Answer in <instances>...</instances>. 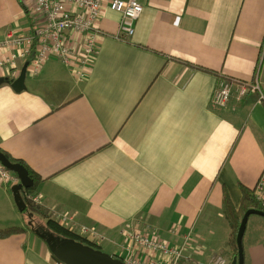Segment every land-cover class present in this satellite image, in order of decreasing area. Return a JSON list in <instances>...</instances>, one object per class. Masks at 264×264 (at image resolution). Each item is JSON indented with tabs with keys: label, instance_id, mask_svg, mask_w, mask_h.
Segmentation results:
<instances>
[{
	"label": "crops",
	"instance_id": "1",
	"mask_svg": "<svg viewBox=\"0 0 264 264\" xmlns=\"http://www.w3.org/2000/svg\"><path fill=\"white\" fill-rule=\"evenodd\" d=\"M139 1L133 35L119 39L121 15L102 0L85 81L49 59L21 92L0 85V149L38 177L33 216H73L107 238L97 246L110 256L125 228L171 246L191 232L193 260H230L222 197L238 209L240 187L253 190L264 170V102L248 94L216 109L210 99L221 79L255 76L264 96V0ZM22 5L0 0V41L31 33ZM19 72L0 67V78ZM27 222L0 185V229L24 230L0 239V264H57ZM244 264H264V248L249 246Z\"/></svg>",
	"mask_w": 264,
	"mask_h": 264
},
{
	"label": "built area",
	"instance_id": "2",
	"mask_svg": "<svg viewBox=\"0 0 264 264\" xmlns=\"http://www.w3.org/2000/svg\"><path fill=\"white\" fill-rule=\"evenodd\" d=\"M28 1L31 5L26 8L33 18L31 33L19 35L10 32L0 41V51L7 52L0 60V67H4L7 73L15 74L20 71L18 61H24L27 63L28 75L35 76L47 60L56 59L71 69L78 82L85 81L89 64L96 52V24L101 16L102 0ZM108 7L121 15L117 37H131L134 25L143 11L140 1L110 0ZM72 34L80 36L78 46L73 44L70 37ZM248 94L255 95L259 101L264 102L258 76L250 82L223 78L213 90L210 103L213 108L224 109L232 98L239 103ZM18 183L16 175L0 165V185L9 189ZM252 191L255 201L264 209V170ZM21 197L28 210L40 203V197L34 192L25 190L21 192ZM54 221L94 245L107 240L87 226L77 227L73 216L58 215ZM120 235L123 243L115 258L123 264H200L190 257L192 250L201 252L199 247L191 244V232L184 234L182 244L178 246L169 245L148 230L124 228ZM206 264L229 263L223 256L216 254Z\"/></svg>",
	"mask_w": 264,
	"mask_h": 264
},
{
	"label": "water",
	"instance_id": "3",
	"mask_svg": "<svg viewBox=\"0 0 264 264\" xmlns=\"http://www.w3.org/2000/svg\"><path fill=\"white\" fill-rule=\"evenodd\" d=\"M26 68L27 63L22 66L18 77L15 79L0 78V85L7 84L14 92H21L24 90ZM0 165L15 174L18 178L19 183L10 189L12 198L18 212L27 215L29 220L27 225L33 230L31 214L28 213L26 204L21 197V191L31 188L33 186V181L29 178L27 170L21 164L11 163L1 153ZM250 215H257L264 218V212L259 210H248L243 215L235 238L237 257L233 259L230 264H244L242 239ZM34 234L43 240L51 254L52 260L57 264H123L114 256L105 254L101 250L81 242L68 238H61L49 232H39V230H35Z\"/></svg>",
	"mask_w": 264,
	"mask_h": 264
},
{
	"label": "trees",
	"instance_id": "4",
	"mask_svg": "<svg viewBox=\"0 0 264 264\" xmlns=\"http://www.w3.org/2000/svg\"><path fill=\"white\" fill-rule=\"evenodd\" d=\"M22 8L25 14H28L27 9L23 5H22ZM0 153L3 154L8 159V161H10L11 163H19L27 170L29 178L33 181V186L29 188L27 191L32 192L35 184L38 181V177L25 164H23V162L12 159L9 155L4 153L1 149H0ZM240 191H241V200H240V205L238 209H235L232 206L230 199L225 192L223 193V197H222V213L230 229V247H231L230 251H231L232 257L230 260L227 259L229 264L233 259L237 257V247H236L235 238H236V234H237V231H238L243 215L248 210H259V211L264 212V209H262L259 206V204L255 201L252 190H248L244 187L243 188L240 187ZM22 215L27 217V215L24 213H22ZM31 218L33 220V215H31ZM44 220H45L44 227H45L46 232L53 233L61 238L72 239V240L81 242L85 245H88L95 249L100 250V248L97 245H94L90 242L85 241V239L77 236L75 232L70 231L69 229L60 226L56 221L49 219V218H45ZM26 229L31 230L30 227H27ZM23 231H24L23 229L18 228V227L0 229V239H5L12 235L20 234Z\"/></svg>",
	"mask_w": 264,
	"mask_h": 264
},
{
	"label": "rangeland",
	"instance_id": "5",
	"mask_svg": "<svg viewBox=\"0 0 264 264\" xmlns=\"http://www.w3.org/2000/svg\"><path fill=\"white\" fill-rule=\"evenodd\" d=\"M11 188L8 189V192L11 194L10 191ZM33 207L29 209V213L33 215L32 213H35L34 211L32 212ZM32 212V213H31ZM36 215V216H35ZM33 216V230L31 232L34 233L35 230H39V232H43L45 230V218L43 219L41 216H38L35 214ZM55 218V217H54ZM217 224H220L219 222H216ZM28 224V222H27ZM226 225V222L224 223ZM219 229L220 226H219ZM38 238V237H37ZM40 242L41 239H37ZM242 245L245 251V255H247L248 247L253 246V245H260L264 248V218L257 216V215H250L246 224V228L243 234V239H242ZM100 250L105 253H111L109 249L106 248L105 244L99 245Z\"/></svg>",
	"mask_w": 264,
	"mask_h": 264
},
{
	"label": "flooded vegetation",
	"instance_id": "6",
	"mask_svg": "<svg viewBox=\"0 0 264 264\" xmlns=\"http://www.w3.org/2000/svg\"><path fill=\"white\" fill-rule=\"evenodd\" d=\"M29 221V220H28ZM31 221H33V220H31ZM32 228H33V224H32ZM43 232H46L45 230H43Z\"/></svg>",
	"mask_w": 264,
	"mask_h": 264
}]
</instances>
